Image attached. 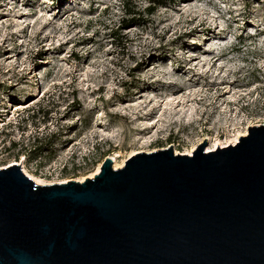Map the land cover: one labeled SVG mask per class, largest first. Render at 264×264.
Masks as SVG:
<instances>
[{"label":"rangeland","instance_id":"374dc122","mask_svg":"<svg viewBox=\"0 0 264 264\" xmlns=\"http://www.w3.org/2000/svg\"><path fill=\"white\" fill-rule=\"evenodd\" d=\"M261 124L264 0H0V168L83 181Z\"/></svg>","mask_w":264,"mask_h":264},{"label":"water","instance_id":"95a60500","mask_svg":"<svg viewBox=\"0 0 264 264\" xmlns=\"http://www.w3.org/2000/svg\"><path fill=\"white\" fill-rule=\"evenodd\" d=\"M206 146L107 157L83 181L0 168V264H264V124Z\"/></svg>","mask_w":264,"mask_h":264},{"label":"trees","instance_id":"16d2710c","mask_svg":"<svg viewBox=\"0 0 264 264\" xmlns=\"http://www.w3.org/2000/svg\"><path fill=\"white\" fill-rule=\"evenodd\" d=\"M153 3H155V5H161V6H165L167 4H172V3H176L178 2V0H152ZM125 4L127 5V7L129 6L128 2H125ZM156 7V6H155ZM154 7L151 6L149 9H148V12L149 13H154ZM129 14H134V13H137L134 9H130Z\"/></svg>","mask_w":264,"mask_h":264},{"label":"bare ground","instance_id":"6f19581e","mask_svg":"<svg viewBox=\"0 0 264 264\" xmlns=\"http://www.w3.org/2000/svg\"><path fill=\"white\" fill-rule=\"evenodd\" d=\"M245 134H246V133H245ZM239 136H241V135H239ZM239 136H238L234 141H232L231 144H235V143H237V142L239 141ZM189 154H192V153L190 152ZM114 166H115L116 168H120V167L123 166V164H117V163H116ZM98 171H99V170H98ZM98 171H97V172H98ZM39 184H40V183H39Z\"/></svg>","mask_w":264,"mask_h":264}]
</instances>
